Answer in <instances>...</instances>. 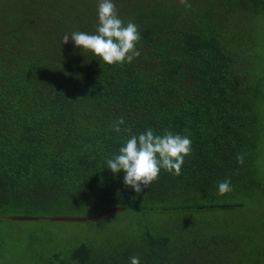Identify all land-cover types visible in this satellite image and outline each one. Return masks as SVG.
<instances>
[{"label": "trees", "instance_id": "1", "mask_svg": "<svg viewBox=\"0 0 264 264\" xmlns=\"http://www.w3.org/2000/svg\"><path fill=\"white\" fill-rule=\"evenodd\" d=\"M97 8L0 0V224L89 223L68 247L45 237L38 264H264V0H116L141 55L112 65L63 43ZM149 127L192 152L135 193L105 161Z\"/></svg>", "mask_w": 264, "mask_h": 264}, {"label": "clouds", "instance_id": "2", "mask_svg": "<svg viewBox=\"0 0 264 264\" xmlns=\"http://www.w3.org/2000/svg\"><path fill=\"white\" fill-rule=\"evenodd\" d=\"M183 2V0H182ZM98 25L94 33L72 31L63 36V43L69 42L81 50H87L105 64L132 63L141 55L137 43L141 39L138 26L133 21L125 23L116 12V0H98ZM124 120L112 125V130L121 132ZM192 152L189 135L165 130L162 134L152 128L129 136L119 147L118 152L105 161L106 168L114 175L123 172V183L135 193H142L159 177L161 170L180 175L185 157ZM237 161L243 163L244 156ZM218 194L232 191L230 179L217 185ZM130 264H141L138 256L130 258Z\"/></svg>", "mask_w": 264, "mask_h": 264}, {"label": "rangeland", "instance_id": "3", "mask_svg": "<svg viewBox=\"0 0 264 264\" xmlns=\"http://www.w3.org/2000/svg\"><path fill=\"white\" fill-rule=\"evenodd\" d=\"M255 203L244 205L245 212L241 219H244L242 224H255L253 214L256 216L257 211L253 209ZM256 208V207H255ZM251 217V218H250ZM240 222V220L238 219ZM83 225L89 226V223L83 222H66L65 224H51L39 222H15L0 224L3 232V237L8 242L9 251L6 255L7 262L4 264H38L39 252L45 253L43 249V240L45 237L51 241L55 239L57 245L68 247L73 240L79 237L82 233ZM95 229H99L93 226Z\"/></svg>", "mask_w": 264, "mask_h": 264}]
</instances>
